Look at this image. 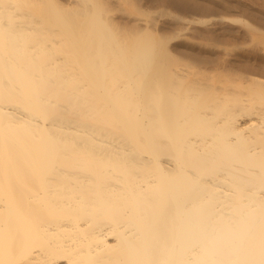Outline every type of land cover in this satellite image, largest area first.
<instances>
[{
  "label": "bare ground",
  "instance_id": "obj_1",
  "mask_svg": "<svg viewBox=\"0 0 264 264\" xmlns=\"http://www.w3.org/2000/svg\"><path fill=\"white\" fill-rule=\"evenodd\" d=\"M139 1L0 0V264H264V68Z\"/></svg>",
  "mask_w": 264,
  "mask_h": 264
},
{
  "label": "rangeland",
  "instance_id": "obj_2",
  "mask_svg": "<svg viewBox=\"0 0 264 264\" xmlns=\"http://www.w3.org/2000/svg\"><path fill=\"white\" fill-rule=\"evenodd\" d=\"M157 1L161 0H156L155 3L153 1L151 3L150 0H140L139 8L142 11L132 4H125L122 11L117 10L114 13H116L115 16L123 15V18L128 12L136 17L150 18L157 24L156 32L164 36V40H169V45L188 46L200 55L203 54L201 56L208 58L207 61L209 60V62H202L203 58H196V60L182 55L177 60L178 68L190 69L193 66L202 69L207 67V71L203 68L205 72L221 67L222 69H227V67L228 69H241L247 65H258L259 67L262 65L264 68V0H219L224 7L209 11L201 6L206 0L198 2L199 6L176 2L168 4V0ZM253 12H256V15ZM261 17H263L262 20H259ZM233 18L242 20H233ZM198 19L209 20L200 23L196 22ZM198 60L200 64L202 62L201 65L197 63Z\"/></svg>",
  "mask_w": 264,
  "mask_h": 264
}]
</instances>
